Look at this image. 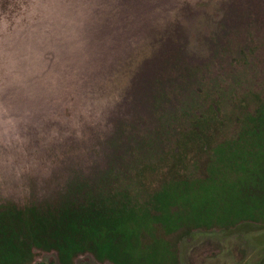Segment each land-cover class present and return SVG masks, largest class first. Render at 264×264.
Returning <instances> with one entry per match:
<instances>
[{"label": "rangeland", "instance_id": "obj_1", "mask_svg": "<svg viewBox=\"0 0 264 264\" xmlns=\"http://www.w3.org/2000/svg\"><path fill=\"white\" fill-rule=\"evenodd\" d=\"M0 264H264V0H0Z\"/></svg>", "mask_w": 264, "mask_h": 264}, {"label": "trees", "instance_id": "obj_2", "mask_svg": "<svg viewBox=\"0 0 264 264\" xmlns=\"http://www.w3.org/2000/svg\"><path fill=\"white\" fill-rule=\"evenodd\" d=\"M31 213H32V211H31L30 207H28V206L24 207L21 210L16 211L17 221L20 222V224L26 230V234L24 236L25 239H24V241H21L20 244H22V247H24V249H26L28 251L33 246L32 234H31L32 230L31 229H32V225L35 224V222H31V220H30ZM19 247H21V245H19Z\"/></svg>", "mask_w": 264, "mask_h": 264}]
</instances>
